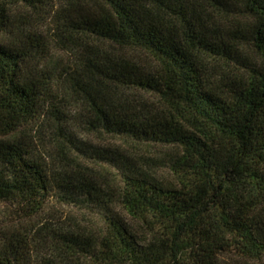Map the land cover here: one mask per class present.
Here are the masks:
<instances>
[{"label":"trees","instance_id":"1","mask_svg":"<svg viewBox=\"0 0 264 264\" xmlns=\"http://www.w3.org/2000/svg\"><path fill=\"white\" fill-rule=\"evenodd\" d=\"M48 7L0 0V202L25 217L53 196L94 203L104 231L60 233L58 261L39 262L27 238L0 229V264H264V0H65L55 12L58 35L81 53L70 80L89 130L170 149L171 184L125 150L91 152L119 171L118 203L139 229L81 166L50 169L26 141L5 139L48 113V48L14 21ZM224 12L245 19L227 37L212 28Z\"/></svg>","mask_w":264,"mask_h":264},{"label":"rangeland","instance_id":"2","mask_svg":"<svg viewBox=\"0 0 264 264\" xmlns=\"http://www.w3.org/2000/svg\"><path fill=\"white\" fill-rule=\"evenodd\" d=\"M65 0H48L49 7L39 12L19 10L14 17L15 24L30 34L42 35V41L48 48L49 55L44 62L43 70L52 78L48 113L33 124L27 131L7 140L20 139L29 144L30 150L42 158L53 169L55 162H72L76 168L82 167L88 177L100 184L113 198L111 205L126 221L139 229L138 225L125 215L118 203L121 189V178L117 169L109 167L104 162L92 158L96 148L126 151L140 164L145 165L166 184H171L173 178L165 167L169 160L170 149L158 145L134 144L89 130L86 109L79 102V95L72 85L70 76L81 53H75L62 41L57 31L55 12ZM245 19L235 12L215 14L212 28L218 36L227 37L229 31L237 29ZM127 53H131L130 51ZM139 60L150 63L148 55L134 52ZM246 61H256V54L249 49L243 51ZM243 61V62H246ZM216 65V66H215ZM213 66V65H212ZM213 68V67H212ZM222 65L214 63V73L222 71ZM58 118H61L58 120ZM70 140H75L78 148ZM86 150L82 152L80 149ZM101 210L94 203L69 205L60 196H53L48 204L36 215L25 217L21 211L9 203L0 202V229L9 234L18 233L30 241V249L34 260L58 261L61 247L57 236L60 233L77 231L89 234L93 239L100 238L104 231ZM83 264H89L83 261Z\"/></svg>","mask_w":264,"mask_h":264}]
</instances>
